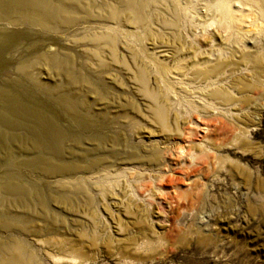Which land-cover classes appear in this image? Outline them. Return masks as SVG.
I'll use <instances>...</instances> for the list:
<instances>
[{"label": "rangeland", "instance_id": "obj_1", "mask_svg": "<svg viewBox=\"0 0 264 264\" xmlns=\"http://www.w3.org/2000/svg\"><path fill=\"white\" fill-rule=\"evenodd\" d=\"M78 1L0 0V35L27 33L9 51L0 39V264L27 251L29 264H264V27L251 34L258 58L190 83L232 99L184 103L194 122L164 128L122 64L90 53L102 0Z\"/></svg>", "mask_w": 264, "mask_h": 264}, {"label": "bare ground", "instance_id": "obj_2", "mask_svg": "<svg viewBox=\"0 0 264 264\" xmlns=\"http://www.w3.org/2000/svg\"><path fill=\"white\" fill-rule=\"evenodd\" d=\"M82 1L83 0H81V2ZM78 2H80V0ZM101 2L102 3L98 8H101L100 16H103L105 18V23L100 25L99 31H95L97 33L94 32L95 34H93V36L90 35L92 31L90 32V34H87V36L90 35L92 37L91 40L93 39L96 42L95 48L94 46H92L94 48V52H91V49L89 48L90 53H95L99 57V62L102 64L106 65L109 60L108 58L119 65L122 64V68L127 71L128 75L134 80L135 84H137V92L142 97L144 96L146 99H148L149 102H151L150 105L148 104L149 106L147 105V109L151 110L152 113L150 119L157 122L158 124H161L164 128L168 127L170 118H173L176 124H179L183 120H185L186 123L193 121L191 117L192 114H189L187 112L190 116H184V114L182 113L183 111L181 112L182 109L180 108V106H183L184 103H186L187 109L193 110L194 112V110H201V105L203 106L202 108H208L206 105V101H203V96L206 97V99L211 100H215L216 98H220L222 96L227 98V100L232 99L230 92L227 91L228 89L225 90L223 87L218 86V88H216L215 86H213L215 87L213 89L205 90L206 88H204V90L202 91H198L197 89V91H195L194 89H192V83L197 82L200 83L201 86L205 85V87L206 85H214L216 82L224 79L228 74L231 73L232 75L234 68L231 65L238 64V58H241L244 61H251L252 58L259 57L260 52L257 49L258 42L256 41V39L252 38L253 36L251 34H253L256 30L260 31V29L264 27L262 21L264 0H102ZM85 4L86 3H84V5ZM79 6L81 7L82 4ZM98 8L97 10H95L94 8V10L98 11ZM81 9L83 10V8ZM92 12L93 14L91 15L93 17V8ZM95 18L97 19V17ZM102 18L98 19L100 20ZM62 20L63 19H61L60 21ZM44 21L46 22H44L45 24H48L46 19ZM67 22L69 21L67 20ZM39 23L42 24V22ZM49 25L52 24L49 23ZM2 31L4 32L0 35V39H3L4 42L8 44V51L12 46L15 47V45H17L16 43H18L21 38L25 36L24 34H27L23 33V30L20 31L17 29L8 30L5 28ZM84 31H87V29ZM253 40L254 44L256 43L254 46H249L248 44H246L247 41L253 42ZM4 50L5 49L2 48V45H0V52L4 54ZM105 50H108V53H106ZM48 54L46 56H48ZM41 55L43 56V54ZM57 55L58 54H56V56ZM50 60L52 61L51 58ZM48 62L49 60L47 61V63ZM56 62L58 65V61ZM237 68L239 67L237 66ZM151 79H153V84L155 86L150 83ZM209 88H211V86ZM196 93L200 95V98H197L198 100L195 97ZM173 109H177L175 110L174 114H172ZM220 110L218 109L215 112L216 115H225L224 113L226 111L223 112L222 110ZM139 111L141 112L140 107ZM193 112L191 111V113ZM135 118L136 117L134 116L132 119H134L138 123L140 119L136 120ZM146 120H148V118ZM55 140H57V138ZM163 149L161 147H157L155 149V152L158 153L161 157L162 155H164ZM202 151L207 152L206 148H204ZM193 154L195 156V153ZM106 175L109 176V173H106ZM163 175L159 174L156 178L159 180H163ZM82 178H84L83 175L73 179H69L71 181L78 180L77 182H79V180ZM84 182H86V180ZM67 184H69V182L66 183V185H63L67 186ZM71 184H69V186ZM83 184H80V186ZM129 200L132 202L131 205H133L134 202L136 204L139 203V199L137 201L135 197H130ZM127 209L125 208L124 210ZM127 213H130V210H127L125 214ZM151 220L149 225H147L148 223L141 225L139 224L140 228L138 231H136L137 234L140 233L145 236V233H151V224L153 223V221L151 222ZM118 232L128 235L133 234L130 231L125 232V230L120 229V227ZM14 244L15 243H13V245ZM17 245H19V243ZM11 247L10 249H12ZM71 248L74 250V252H76L77 256H82L84 254L83 249L81 247H78V245L76 246L74 243L71 244ZM23 253L24 254H22L20 257H17L18 255H12L11 258L9 257L10 259L7 258L8 260L5 259V261H8V263L10 261L11 264L12 262L14 264H29L28 262L37 261L36 257L33 254L28 253V251ZM5 261L4 264H8Z\"/></svg>", "mask_w": 264, "mask_h": 264}]
</instances>
